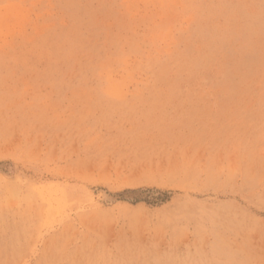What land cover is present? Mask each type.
<instances>
[{"label":"rangeland","instance_id":"1","mask_svg":"<svg viewBox=\"0 0 264 264\" xmlns=\"http://www.w3.org/2000/svg\"><path fill=\"white\" fill-rule=\"evenodd\" d=\"M0 264H264V0H0Z\"/></svg>","mask_w":264,"mask_h":264}]
</instances>
